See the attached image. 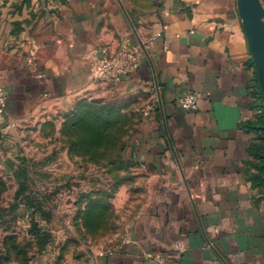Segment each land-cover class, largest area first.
I'll list each match as a JSON object with an SVG mask.
<instances>
[{"label": "crops", "instance_id": "0c3cea01", "mask_svg": "<svg viewBox=\"0 0 264 264\" xmlns=\"http://www.w3.org/2000/svg\"><path fill=\"white\" fill-rule=\"evenodd\" d=\"M124 37L140 67L114 92L149 104L125 157L152 194L118 251L96 264H264L258 77L236 0H0V128L96 88L98 49ZM187 91L198 95L194 111L177 104Z\"/></svg>", "mask_w": 264, "mask_h": 264}, {"label": "rangeland", "instance_id": "374dc122", "mask_svg": "<svg viewBox=\"0 0 264 264\" xmlns=\"http://www.w3.org/2000/svg\"><path fill=\"white\" fill-rule=\"evenodd\" d=\"M96 85L0 128V264H96L148 205L150 180L125 157L148 101Z\"/></svg>", "mask_w": 264, "mask_h": 264}, {"label": "built area", "instance_id": "2783aa9c", "mask_svg": "<svg viewBox=\"0 0 264 264\" xmlns=\"http://www.w3.org/2000/svg\"><path fill=\"white\" fill-rule=\"evenodd\" d=\"M98 52L101 54L100 60L91 72L92 80L95 83L117 85L132 70H137L140 67V48L131 44L127 37L122 38L116 50L111 51L108 47L103 46L98 49ZM6 101L7 91L0 84V112L4 110ZM197 101L198 95L193 91H187L177 98L178 106L186 111L196 110ZM178 250H185L183 243H178Z\"/></svg>", "mask_w": 264, "mask_h": 264}, {"label": "water", "instance_id": "95a60500", "mask_svg": "<svg viewBox=\"0 0 264 264\" xmlns=\"http://www.w3.org/2000/svg\"><path fill=\"white\" fill-rule=\"evenodd\" d=\"M236 2L237 11L257 70L264 103V5L262 0H236Z\"/></svg>", "mask_w": 264, "mask_h": 264}, {"label": "trees", "instance_id": "16d2710c", "mask_svg": "<svg viewBox=\"0 0 264 264\" xmlns=\"http://www.w3.org/2000/svg\"><path fill=\"white\" fill-rule=\"evenodd\" d=\"M251 64L254 65L253 58L251 57ZM253 85L252 95L254 97L253 108L256 110L255 118L252 122L251 129L256 134V139L260 141L259 145H256L253 151L254 156L257 158L256 164L257 173L255 179L259 185L264 186V112L260 86L257 78Z\"/></svg>", "mask_w": 264, "mask_h": 264}]
</instances>
